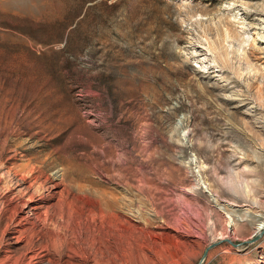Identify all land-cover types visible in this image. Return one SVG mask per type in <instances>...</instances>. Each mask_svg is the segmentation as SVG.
Wrapping results in <instances>:
<instances>
[{"label":"rangeland","instance_id":"374dc122","mask_svg":"<svg viewBox=\"0 0 264 264\" xmlns=\"http://www.w3.org/2000/svg\"><path fill=\"white\" fill-rule=\"evenodd\" d=\"M0 112L23 143L0 178L68 161L11 257L0 183V264H264V0H0Z\"/></svg>","mask_w":264,"mask_h":264},{"label":"bare ground","instance_id":"6f19581e","mask_svg":"<svg viewBox=\"0 0 264 264\" xmlns=\"http://www.w3.org/2000/svg\"><path fill=\"white\" fill-rule=\"evenodd\" d=\"M0 115L2 116L3 113L0 112ZM19 134H20L19 133V127L16 125V122L14 119H12L10 122H5V123L0 122V162H1L0 168H1V171H4V169H6L5 163L3 162V157H4L3 155H5L4 153L9 150L8 147H10L11 145L12 146L18 145L16 150L12 151L14 155L8 159L9 161H16L17 158L20 157L19 150H23V143L19 142V140L17 139ZM12 137H15L16 139L12 140ZM58 155H60V154H58ZM66 159H67V157H66ZM68 160H70V159H68ZM67 164H68L67 160H65L63 158L54 159L52 155H50L48 158H46L44 160H42V159L39 160V158L33 157L32 159H29L24 165L14 164L12 168H10V169L7 168V176L0 178V183L6 182L7 180L9 181L13 177L19 178L16 189H13V186L8 187V190H10L12 192L18 189L17 194L15 196H13V198L10 200L11 206L9 208V212L12 214V219L10 221L6 222V224L4 226L5 227V234H7L6 235V237H7L6 238L7 244L6 245L7 246L5 248L8 250L6 252L8 257H11V255L14 253V252H12L13 249L18 248L19 245L23 244L26 241L28 235H30L32 237L35 236L34 230L36 229V224H35L36 222L35 223H33V222L35 220L44 221V219L47 217V213L42 212L43 204L47 201V199H49L51 197H54V196L56 197V195L60 196L59 192H53V190L51 191L52 187L50 185H53L54 188L55 187L59 188L60 187L59 185H62L65 182V179H67V175H68ZM58 167H65V168H62L60 170V171L64 172V174L62 175V177L64 179H63L62 183L55 184V178L58 175H57V173L55 175H50L49 171H50V169H55ZM51 172H53V171H51ZM11 180H10V182H11ZM57 186H59V187H57ZM36 200L38 201L37 202L38 204L36 206L32 207L29 214H27L25 217L24 216H20L18 218L16 217L18 212H19V208H18L19 205L24 206L25 204L33 203ZM115 200H116V198H115ZM107 204H110V201H108ZM122 204L126 205V204H124V202ZM104 212H105V216H102V217L93 216L91 214L80 215V217L77 221V225H78L77 231L80 232L82 230H85V231H88L91 233H95V235L98 236L101 233V231H99V229H96V226H98V222L100 223V225L104 226V224H106L107 222L110 224L112 221L117 220V221H114V224H115V222H118V220H120L119 215L116 213H112L110 209H105ZM121 223H122V221H121ZM126 223H128V222H126ZM261 229H262V227L259 228V231H261ZM121 237L123 238L122 235H121ZM29 238H31V237H29ZM108 238H112V237H108ZM32 240L33 239H31V241ZM111 240L114 241L113 239H111ZM32 242H34V241H32ZM106 242H107V240H106ZM109 242L110 241H108L107 243H109ZM97 243H96V245H97ZM24 244H26V242ZM24 246H27V245H24ZM28 249H30V247ZM63 249L66 250L67 252H69L72 255V257H78V253H76V251L73 249V247L71 246L70 243L59 241V242L54 244L53 250H55V252H57V251L63 252ZM41 252H45L44 249H43V251L41 250ZM41 252H39V253H41ZM111 253H113V252H111ZM25 254H28V253L25 252ZM85 255H88V257H86L85 260H81V262L83 261L85 264H88L89 258L93 257L94 253L92 251L91 252L86 251ZM110 256L115 257L114 258V261H115L116 254L113 253ZM8 259H10V258H8ZM32 259L33 258L31 257L30 260H32ZM110 259H111V257H110ZM111 260L113 261V259H111ZM70 264H72V263H70Z\"/></svg>","mask_w":264,"mask_h":264},{"label":"water","instance_id":"95a60500","mask_svg":"<svg viewBox=\"0 0 264 264\" xmlns=\"http://www.w3.org/2000/svg\"><path fill=\"white\" fill-rule=\"evenodd\" d=\"M211 247H213V246H211ZM207 252H208V250H207ZM206 256H207V253H206V255H205V258H206ZM205 258L203 259V261L201 262V264H203V263H204V261H205Z\"/></svg>","mask_w":264,"mask_h":264}]
</instances>
